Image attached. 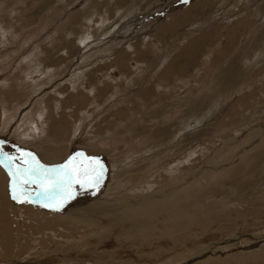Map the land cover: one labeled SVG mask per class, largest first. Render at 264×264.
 <instances>
[{
	"label": "rangeland",
	"instance_id": "1",
	"mask_svg": "<svg viewBox=\"0 0 264 264\" xmlns=\"http://www.w3.org/2000/svg\"><path fill=\"white\" fill-rule=\"evenodd\" d=\"M155 11L159 28L178 22L161 38L137 34L155 20L123 24ZM129 45L121 71L113 59ZM8 99L0 142L13 167L24 153L47 166L75 157L83 170L95 158L99 186L73 184L62 204L120 203L124 216L58 223L70 205L13 200L0 164V222H10L0 247L6 233L13 247L8 259L0 248V264H264V0H0V104ZM43 147H61L59 161H42ZM26 187L36 198L39 187Z\"/></svg>",
	"mask_w": 264,
	"mask_h": 264
},
{
	"label": "snow or ice",
	"instance_id": "2",
	"mask_svg": "<svg viewBox=\"0 0 264 264\" xmlns=\"http://www.w3.org/2000/svg\"><path fill=\"white\" fill-rule=\"evenodd\" d=\"M0 164L8 169V174L12 178L11 189L12 199L17 201L30 202L31 197L27 191L28 184H36L39 191L36 193V199L46 207H58L64 200L70 199L73 195V184H85L99 186L104 176V166L95 158L92 166L83 170L73 164L75 157L69 158L62 165L47 166L41 164L31 153H24V167H13L12 161L15 157L3 152V143L0 142ZM83 155V154H78ZM60 197L57 201L55 198ZM50 201V203H45Z\"/></svg>",
	"mask_w": 264,
	"mask_h": 264
},
{
	"label": "bare ground",
	"instance_id": "3",
	"mask_svg": "<svg viewBox=\"0 0 264 264\" xmlns=\"http://www.w3.org/2000/svg\"><path fill=\"white\" fill-rule=\"evenodd\" d=\"M156 23V22H155ZM154 23V24H155ZM153 24V25H154ZM157 24V23H156ZM152 25V26H153ZM88 38V37H87ZM88 39H86L85 41H87ZM8 41V40H7ZM81 41L83 42L82 44H81V47H79L78 46V48L77 49H80V50H82V49H84V50H86V45L88 46V44H86V42H84V39H81ZM4 42V41H3ZM8 43V42H7ZM5 47V46H4ZM145 48V47H144ZM87 49H89V46H88V48ZM128 49V48H127ZM79 52V51H78ZM106 52V51H105ZM109 52V51H108ZM108 52H106V53H108ZM86 55V54H85ZM98 55V54H97ZM103 55V54H102ZM19 57V56H18ZM86 58V57H85ZM105 58V57H104ZM77 59V58H76ZM103 60V59H102ZM113 62L114 63H116V64H119L120 66H121V71H123V69H127V65H126V59L125 58H123V55L121 56H119L116 60H113ZM104 66H106V64H104ZM111 66V65H110ZM126 66V67H125ZM29 72V71H28ZM168 73H166V75H167ZM223 74V73H222ZM224 75H226V74H224ZM222 76V75H221ZM222 77H224V76H222ZM221 77V78H222ZM229 78V77H228ZM223 79V78H222ZM226 79V78H225ZM166 80H169V77L168 76H166ZM131 82V81H130ZM82 89H83V87H82ZM8 90H10V89H8ZM74 90V89H73ZM77 90V89H76ZM114 90V89H113ZM2 91V90H1ZM7 94H8V91H7ZM99 94V93H98ZM9 96H10V94H8ZM63 96V95H62ZM7 97V96H6ZM14 97V96H13ZM13 97H9L10 98V101H12L14 98ZM6 100V99H5ZM9 99L5 102V103H3L2 105H3V107H1V109L0 110H3V112H4V116H6V114H7V106H9ZM111 101V100H110ZM1 102V101H0ZM81 104L82 103H78V105L79 106H81ZM1 105V104H0ZM1 105V106H2ZM119 112V111H118ZM120 113V112H119ZM118 113V114H119ZM2 114V113H1ZM121 115V114H120ZM83 117V116H82ZM84 118V117H83ZM3 119V118H2ZM135 119V118H134ZM133 119V120H134ZM60 122V121H59ZM60 123H63V121L62 122H60ZM61 128H63V127H61ZM185 128V127H184ZM3 129V128H2ZM55 129V128H54ZM65 130V129H64ZM185 130V129H184ZM31 135H32V133H31ZM30 135V136H31ZM12 136H14V137H17V136H15L13 133H12ZM28 137V135L26 136V137H24L23 136V134H19V136L17 137L18 139L19 138H21L20 140H22L23 139V137L24 138H28V139H31L32 137ZM57 137V139H58V136H56ZM181 138V137H180ZM49 139V136H47L46 138H45V140H44V142L45 141H49L48 140ZM51 139V138H50ZM180 140V139H179ZM263 142V141H262ZM58 143V142H57ZM57 143H55V144H57ZM53 144V143H52ZM225 144V143H224ZM249 146V145H248ZM59 147V146H58ZM45 147H43V149L41 150V159H42V161H44V162H50V163H54V161H59V156H60V154L62 153V148L60 147L59 149H61V151L59 150V151H55V150H48V149H44ZM54 149H55V147H54ZM12 150V149H11ZM101 153V152H100ZM102 154V153H101ZM245 154V153H244ZM96 155V154H95ZM98 156H99V154H97ZM162 155V154H161ZM218 155V154H217ZM157 157H158V155H157ZM244 157V156H243ZM41 161V162H42ZM45 164V163H44ZM46 165V164H45ZM48 165V164H47ZM50 166V165H49ZM169 174V173H168ZM173 175V174H172ZM168 177V176H167ZM172 177V176H171ZM0 181H5V182H3L4 184H8V181H6V179H5V177H4V174H3V171H2V169H0ZM28 189V188H27ZM31 190V189H30ZM28 191V190H27ZM1 193V192H0ZM28 193H30V191H28ZM6 195H7V193H6ZM1 197V196H0ZM74 197V196H73ZM2 198V197H1ZM3 199V198H2ZM8 199V198H7ZM31 199H33V201L35 202V203H37L40 207L42 206V208L43 207H45V208H47V209H53L54 207H46V206H43V204L40 202V201H38L36 198H31ZM61 198L60 197H56V200L57 201H59ZM4 200V199H3ZM113 200V199H112ZM5 201V200H4ZM65 201V200H64ZM1 202V201H0ZM74 202H77V201H74ZM74 202H67L65 205L64 204H62V206H67V205H70V206H67L66 208H65V213L68 215V217H65L64 216V218L63 219H61L58 223H63V222H66V221H76L77 219H75L74 217H76V215H78V214H82V215H84V216H89V217H94V215L93 214H95L96 212H99V213H97V214H99V217H100V215H102V216H104V218H102L103 219V221L105 220V216H107V215H109L110 214V216L111 217H109V218H111V221H112V219L113 218H115V217H123L124 216V214L122 215L121 214V212H122V210H123V208H124V206H123V204H120V203H115V204H113V206L111 207V208H109L108 206H104L103 204H101V205H97V204H88V205H77V204H74ZM29 203V202H28ZM45 203H48V202H46L45 201ZM50 203V202H49ZM92 203H95V202H92ZM11 204V203H10ZM9 204V205H10ZM135 204V203H134ZM6 205H7V203H6ZM137 205V204H136ZM1 206V205H0ZM3 206V205H2ZM184 207L186 206V205H183ZM184 207H182V208H180V210L177 208L176 210H174V214H178V215H180V219H179V221L180 222H178V225L180 226V227H185L187 224H188V222L187 221H185L183 218L186 216L185 214L187 213L186 212V210H185V208ZM4 208V207H3ZM44 208V209H45ZM1 209H2V207H1ZM183 209H184V211H183ZM3 210V209H2ZM63 210V209H62ZM61 211V210H60ZM110 211H112V213H110ZM6 212V211H5ZM62 213H63V211H62ZM84 213V214H83ZM8 215V214H7ZM9 216H10V214H9ZM69 216H71V217H69ZM72 216H74V217H72ZM184 216V217H183ZM0 217H2L1 215H0ZM54 218H58V216H53ZM91 218V219H92ZM184 220V221H183ZM1 221V220H0ZM9 221V220H8ZM0 222V225H1V229H6V227L8 226V224L10 223V222ZM44 221V220H43ZM90 221V220H89ZM11 222H12V220H11ZM45 223V222H44ZM54 223V222H53ZM190 224H191V222H190ZM11 225V224H10ZM108 225V224H107ZM106 225V226H107ZM9 228V227H8ZM113 229L114 230H116V228H112V227H109L108 228V230H111V231H109L108 233H110V232H112L113 231ZM5 231V230H4ZM8 234V241L7 242H5L4 244H3V247H0V248H2V251H1V253L3 254L2 256L4 257V258H6V259H8V258H10L9 257V253H10V255L12 254V250H13V247L11 246V238H9V236H10V233H6V235ZM124 234H125V232H124ZM4 236V234L2 235V237H3V240H5V239H7V236ZM2 243V242H1ZM25 247V246H24ZM23 246L22 247H20V249H18L17 251H18V254H24V252L26 251L25 250V248H24ZM16 252V251H15ZM28 255V254H27ZM41 261H43V263H46L47 261H48V259H46V258H43ZM31 262V261H30Z\"/></svg>",
	"mask_w": 264,
	"mask_h": 264
},
{
	"label": "crops",
	"instance_id": "4",
	"mask_svg": "<svg viewBox=\"0 0 264 264\" xmlns=\"http://www.w3.org/2000/svg\"><path fill=\"white\" fill-rule=\"evenodd\" d=\"M132 8V7H131ZM130 8V9H131ZM129 9V10H130ZM150 11V10H149ZM153 11V10H152ZM148 12V11H147ZM146 12V13H147ZM155 14H149V15H146L145 16V14H142V13H138V14H133L132 15V17L131 16H128V17H125L124 19H129V17H131L130 18V20H126V21H124L123 22V24H124V26L127 24V26H129V25H131V24H133V22L136 20V18H133V17H135V16H137L138 18H141L142 20L141 21H139V25H138V28H141V23H144L145 21H149V20H155V21H152V22H150V23H148V24H144V26H143V24H142V29L140 30V32L139 33H137V34H140V35H138V36H143V34H149V32H151V30L152 29H155V31L154 32H156V34L155 35H157V37L158 38H161V35L162 34H164L166 31H170V29H172L174 26H177L178 25V22L176 23V22H170V24L166 27V28H159V23H158V21H159V16H158V14H159V11H155L154 12ZM145 18V19H144ZM157 24H156V23ZM155 23V24H154ZM103 24H104V27H102V28H109V26H108V24L106 25V23L105 22H103ZM154 24V25H153ZM119 25H122V24H119ZM119 25H118V27H119ZM153 25V26H152ZM239 24H237V26H238ZM124 26H120V28L118 29V30H115L116 32L117 31H120L121 33H123L124 31L122 30V28L124 27ZM100 29H101V27L100 26H98ZM172 27V28H171ZM116 32H107V33H105L104 34V36H103V38H104V40H106L107 38H108V34L111 36V37H109V39H112V38H115V36L117 35L116 34ZM167 32V33H168ZM127 34H123V35H119V36H121V37H124V36H126ZM128 36V38H131V36H132V34H128L127 35ZM151 36V35H150ZM146 37V38H151V37ZM87 38H84V42H86V44H88V46H91V44L90 43H92V41L91 40H88V41H85ZM164 39V38H163ZM96 41L97 42H100V39L99 40H97L96 39ZM201 41H203V40H198L196 43H198V42H201ZM87 46V45H86ZM109 48H112V47H109ZM134 48H135V46H132V45H129L128 46V49H126V50H120L119 52H116V56H115V58L113 59V60H116L120 55H123L125 58H127L128 57V53H127V51L128 50H134ZM136 49V48H135ZM106 52H108L107 54L108 55H110L109 53L111 52V50H109V49H107V50H105ZM105 51H102L103 52V54H104V56H103V59H105L106 57H107V55H106V52ZM136 51V50H135ZM82 52H84V49H83V51ZM86 52V51H85ZM141 52V51H140ZM140 52H137V56L138 57H140L141 55H142V52H144V51H142L141 53ZM105 57V58H104ZM167 73V72H166ZM164 79H166V74H165V76H164ZM20 142V144L21 145H24L25 147H26V145L25 144H23V142H21V141H19ZM23 146V147H24Z\"/></svg>",
	"mask_w": 264,
	"mask_h": 264
},
{
	"label": "water",
	"instance_id": "5",
	"mask_svg": "<svg viewBox=\"0 0 264 264\" xmlns=\"http://www.w3.org/2000/svg\"><path fill=\"white\" fill-rule=\"evenodd\" d=\"M82 160H85V158H84V157H82Z\"/></svg>",
	"mask_w": 264,
	"mask_h": 264
}]
</instances>
